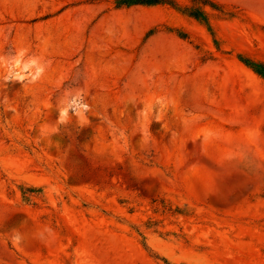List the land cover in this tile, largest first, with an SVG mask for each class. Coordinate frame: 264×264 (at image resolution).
<instances>
[{"label": "rangeland", "instance_id": "1", "mask_svg": "<svg viewBox=\"0 0 264 264\" xmlns=\"http://www.w3.org/2000/svg\"><path fill=\"white\" fill-rule=\"evenodd\" d=\"M116 1L0 0V264H264V0Z\"/></svg>", "mask_w": 264, "mask_h": 264}, {"label": "trees", "instance_id": "2", "mask_svg": "<svg viewBox=\"0 0 264 264\" xmlns=\"http://www.w3.org/2000/svg\"><path fill=\"white\" fill-rule=\"evenodd\" d=\"M192 5L188 7H184L183 10L189 16L193 17L194 19L204 23L209 31L214 36V32L212 26L209 24L208 16L206 15L205 11L202 9L203 6H210L213 9H218L217 5L210 0H191ZM118 6H131V5H159V4H168L171 6H178L174 0H117ZM185 36V35H183ZM217 45V41H215ZM218 46V45H217ZM242 62L246 65L251 67L258 75H260L264 79V62L255 61L250 58H243L240 57ZM166 264H169L165 261Z\"/></svg>", "mask_w": 264, "mask_h": 264}]
</instances>
